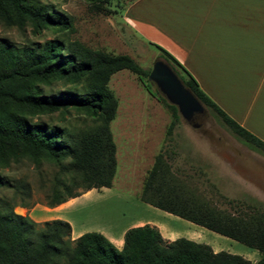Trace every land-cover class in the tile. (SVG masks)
Returning <instances> with one entry per match:
<instances>
[{"label":"trees","instance_id":"trees-1","mask_svg":"<svg viewBox=\"0 0 264 264\" xmlns=\"http://www.w3.org/2000/svg\"><path fill=\"white\" fill-rule=\"evenodd\" d=\"M86 2L99 11L108 0ZM0 24L17 30L29 28L33 34L70 27L63 14L53 13L41 0H0ZM150 45L204 108L244 145L264 155V142L213 103L173 56ZM123 70L141 80H147L150 73L127 55L93 50L78 41L53 39L36 47L0 41V167L22 159L54 165L58 176L47 196L49 208L92 189L111 188L117 162L110 123L117 100L108 83ZM54 84H60L63 91L51 92ZM146 88L169 112V133L179 120L177 109L149 84ZM70 111L82 115L91 126L73 131L64 123L40 121L57 114L64 122ZM177 173L158 153L143 180L139 200L256 251L255 264H264V205L249 199L235 204L234 212L220 209ZM5 185L0 177V187ZM70 236L71 226L63 220L36 224L5 207L0 210V264H251L241 256L214 252L206 244L185 238L164 241L158 229L148 224L127 229L120 250L97 232L75 240Z\"/></svg>","mask_w":264,"mask_h":264},{"label":"rangeland","instance_id":"rangeland-1","mask_svg":"<svg viewBox=\"0 0 264 264\" xmlns=\"http://www.w3.org/2000/svg\"><path fill=\"white\" fill-rule=\"evenodd\" d=\"M41 1L53 13L63 14L70 27L33 34L29 28L17 30L0 24V41L17 47H36L53 39L78 41L93 50L127 55L144 70H151L155 61L162 60L160 52L125 23L129 0H108L105 9L99 11L86 0ZM147 84L157 90L148 79L141 80L126 70L109 80L108 87L117 100L116 115L110 123L117 162L111 188L84 192L73 198V205L66 212H58V206H47L58 169L44 160L22 159L0 167V177L7 184L0 187V210L10 207L14 214L29 217L36 224L64 214L73 225L70 240H75L73 236L79 232H119L137 220L156 219L155 211L138 196L158 153L164 155L174 172L178 170V175L186 177L192 189L220 209L234 212L235 204L249 199L264 205V155L244 145L204 107L203 114L196 115L190 123L179 116L168 133L170 114L147 90ZM50 89L54 93L63 91L60 84ZM64 117V122L57 114L44 116L40 121L51 125L64 123L73 131L91 126L89 120L74 111ZM202 230L205 235L199 238L200 243L214 252L243 258L252 252L258 254L236 241Z\"/></svg>","mask_w":264,"mask_h":264},{"label":"crops","instance_id":"crops-1","mask_svg":"<svg viewBox=\"0 0 264 264\" xmlns=\"http://www.w3.org/2000/svg\"><path fill=\"white\" fill-rule=\"evenodd\" d=\"M124 21L173 56L213 103L264 142V0H133ZM73 200L57 211L66 212ZM148 207L156 219L100 234L118 250L127 229L145 224L156 227L167 242L185 238L200 243L205 235L202 227ZM63 215L58 219L69 223L73 234L71 221ZM244 258L255 264L259 254Z\"/></svg>","mask_w":264,"mask_h":264},{"label":"water","instance_id":"water-1","mask_svg":"<svg viewBox=\"0 0 264 264\" xmlns=\"http://www.w3.org/2000/svg\"><path fill=\"white\" fill-rule=\"evenodd\" d=\"M148 81L160 95L177 109L179 116L186 122H192L196 115L204 112L200 102L183 86L169 66L162 60L153 63Z\"/></svg>","mask_w":264,"mask_h":264}]
</instances>
